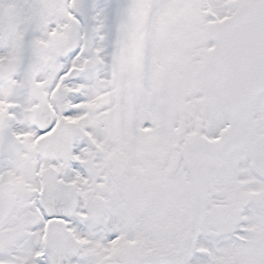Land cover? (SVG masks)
Wrapping results in <instances>:
<instances>
[{"label": "snow or ice", "instance_id": "obj_1", "mask_svg": "<svg viewBox=\"0 0 264 264\" xmlns=\"http://www.w3.org/2000/svg\"><path fill=\"white\" fill-rule=\"evenodd\" d=\"M0 264H264V0H0Z\"/></svg>", "mask_w": 264, "mask_h": 264}]
</instances>
